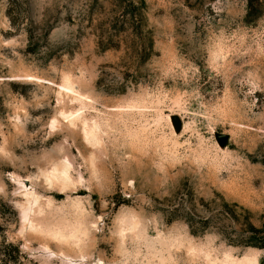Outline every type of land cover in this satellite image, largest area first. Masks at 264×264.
<instances>
[{"label":"rangeland","instance_id":"374dc122","mask_svg":"<svg viewBox=\"0 0 264 264\" xmlns=\"http://www.w3.org/2000/svg\"><path fill=\"white\" fill-rule=\"evenodd\" d=\"M0 264H264V0H0Z\"/></svg>","mask_w":264,"mask_h":264},{"label":"water","instance_id":"95a60500","mask_svg":"<svg viewBox=\"0 0 264 264\" xmlns=\"http://www.w3.org/2000/svg\"><path fill=\"white\" fill-rule=\"evenodd\" d=\"M221 144H222L223 146H226V144H227V139H226V138H222V139H221Z\"/></svg>","mask_w":264,"mask_h":264},{"label":"trees","instance_id":"16d2710c","mask_svg":"<svg viewBox=\"0 0 264 264\" xmlns=\"http://www.w3.org/2000/svg\"><path fill=\"white\" fill-rule=\"evenodd\" d=\"M254 245H257V244H253L252 246H254ZM16 251H17V253L19 254V250L16 249ZM16 261H18V258H16Z\"/></svg>","mask_w":264,"mask_h":264}]
</instances>
